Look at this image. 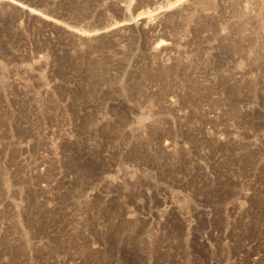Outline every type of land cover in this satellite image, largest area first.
I'll list each match as a JSON object with an SVG mask.
<instances>
[{
	"label": "rangeland",
	"instance_id": "1",
	"mask_svg": "<svg viewBox=\"0 0 264 264\" xmlns=\"http://www.w3.org/2000/svg\"><path fill=\"white\" fill-rule=\"evenodd\" d=\"M0 264H264V0H0Z\"/></svg>",
	"mask_w": 264,
	"mask_h": 264
},
{
	"label": "bare ground",
	"instance_id": "2",
	"mask_svg": "<svg viewBox=\"0 0 264 264\" xmlns=\"http://www.w3.org/2000/svg\"><path fill=\"white\" fill-rule=\"evenodd\" d=\"M1 1H2V0H1ZM3 1H4V0H3ZM30 10H32V11H33V9H30ZM28 11H29V10H28ZM32 11H29V13H31V14H32V13H34V11H35V10H34L33 12H32ZM35 13L37 14L38 12H35ZM164 46H166V45L164 44ZM161 47L163 48V43H162V42H159V43H158V45L155 47V49H154V50H156V51H157V50H158L159 48H161Z\"/></svg>",
	"mask_w": 264,
	"mask_h": 264
}]
</instances>
